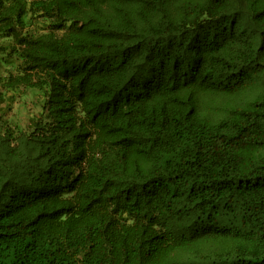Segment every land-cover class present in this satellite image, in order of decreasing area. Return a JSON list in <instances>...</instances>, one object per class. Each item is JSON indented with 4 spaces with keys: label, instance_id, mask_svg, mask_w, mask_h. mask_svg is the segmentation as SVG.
<instances>
[{
    "label": "trees",
    "instance_id": "16d2710c",
    "mask_svg": "<svg viewBox=\"0 0 264 264\" xmlns=\"http://www.w3.org/2000/svg\"><path fill=\"white\" fill-rule=\"evenodd\" d=\"M0 264H264V0H0ZM1 110V107H0Z\"/></svg>",
    "mask_w": 264,
    "mask_h": 264
},
{
    "label": "rangeland",
    "instance_id": "374dc122",
    "mask_svg": "<svg viewBox=\"0 0 264 264\" xmlns=\"http://www.w3.org/2000/svg\"><path fill=\"white\" fill-rule=\"evenodd\" d=\"M8 41L0 39V45L5 44ZM33 97L17 100L11 109L6 110L5 104H2L0 114L4 120H8L14 125L15 122L23 125L27 122L28 118L38 111L35 100Z\"/></svg>",
    "mask_w": 264,
    "mask_h": 264
}]
</instances>
